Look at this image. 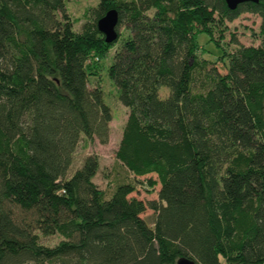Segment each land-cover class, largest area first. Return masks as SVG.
<instances>
[{
  "label": "trees",
  "instance_id": "1",
  "mask_svg": "<svg viewBox=\"0 0 264 264\" xmlns=\"http://www.w3.org/2000/svg\"><path fill=\"white\" fill-rule=\"evenodd\" d=\"M109 9L127 34L106 72L127 109L114 159L133 180L104 198L94 156L65 175L81 137L107 142L87 79L117 41L95 27ZM242 13L260 18L259 45L223 50L227 73L193 92L196 35L214 41ZM89 14L73 32L64 0H0V264H264V0H99ZM149 175L158 200L129 197Z\"/></svg>",
  "mask_w": 264,
  "mask_h": 264
},
{
  "label": "rangeland",
  "instance_id": "2",
  "mask_svg": "<svg viewBox=\"0 0 264 264\" xmlns=\"http://www.w3.org/2000/svg\"><path fill=\"white\" fill-rule=\"evenodd\" d=\"M99 0H64L65 12L72 23V31L78 32L83 23L89 20V10L95 8ZM217 19V18H216ZM260 18L251 13H242L232 22L224 21L223 25L217 23L214 27L213 40L205 32L198 33L195 37L198 51L196 52V66L192 72L191 89L193 92L202 93L211 87V76L216 73L225 75L226 64L222 60H218L222 56L223 50L226 54L233 53L239 45L242 46H258L259 41ZM118 35L126 38V30L123 25L117 27ZM235 38L233 41L232 38ZM121 38H118L115 45L108 50L105 57L94 64L95 72L93 76L87 79V89L98 87L102 93L103 103L109 108L111 121L108 124V138L106 144H99L97 140H87L80 138L74 153L72 154L71 164L66 172L65 178H68L75 170H77L86 156H94L97 160L98 168L96 174L92 178V183L103 193L104 198H108L111 189L118 182L132 181L133 178L125 168L115 162L114 151L120 142L122 129L127 119V109L124 108L117 100V92L111 80L107 76V68L111 64L112 56L115 50L121 46ZM220 45L217 46L216 43ZM205 61V64H203ZM227 62V59H225ZM89 64V60L86 61ZM168 90L161 88L159 95L162 98L168 96ZM152 178L156 180V176L149 175L138 178L136 183V191L129 197H134L144 202L157 201L159 184L154 188H150L145 182L146 179ZM155 212L150 209L140 215V217L150 226L153 227L155 220ZM38 245L44 248H52L62 239L57 236L43 237L38 232ZM32 264V263H26ZM220 264H232L220 258Z\"/></svg>",
  "mask_w": 264,
  "mask_h": 264
},
{
  "label": "water",
  "instance_id": "3",
  "mask_svg": "<svg viewBox=\"0 0 264 264\" xmlns=\"http://www.w3.org/2000/svg\"><path fill=\"white\" fill-rule=\"evenodd\" d=\"M227 8L231 11L235 10L239 5L246 3L258 4L260 0H224ZM118 14L115 9H109L96 21L95 27L98 33L103 36V41L106 44H111L116 41L118 32ZM175 264H195L187 258L177 260Z\"/></svg>",
  "mask_w": 264,
  "mask_h": 264
}]
</instances>
